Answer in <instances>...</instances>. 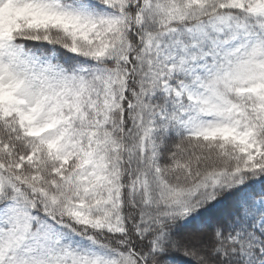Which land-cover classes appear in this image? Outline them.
Returning a JSON list of instances; mask_svg holds the SVG:
<instances>
[{"label": "snow or ice", "instance_id": "6c2138e0", "mask_svg": "<svg viewBox=\"0 0 264 264\" xmlns=\"http://www.w3.org/2000/svg\"><path fill=\"white\" fill-rule=\"evenodd\" d=\"M0 264H264V0H0Z\"/></svg>", "mask_w": 264, "mask_h": 264}]
</instances>
